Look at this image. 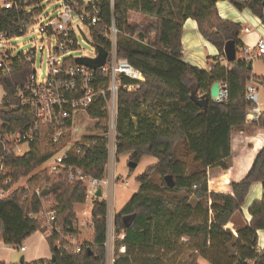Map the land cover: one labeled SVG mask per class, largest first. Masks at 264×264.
Segmentation results:
<instances>
[{
  "label": "trees",
  "instance_id": "obj_1",
  "mask_svg": "<svg viewBox=\"0 0 264 264\" xmlns=\"http://www.w3.org/2000/svg\"><path fill=\"white\" fill-rule=\"evenodd\" d=\"M218 1L114 0L112 5L111 0H101L99 4L101 21L94 32L95 43L111 53L112 42L105 34L114 22L119 30L117 55L128 59L145 77L138 91H119L116 153L131 152L130 161L136 164L146 156L157 159L137 177L139 191L115 214L114 264H164L170 255L187 252L194 261L191 264H197L198 257L210 264H264V250L258 248V231L264 230V195L251 204V221L237 228V234L228 227L234 215L242 213L250 187L254 183L264 187V147L248 174L240 182L230 183V192L221 187L222 183L212 186V172L227 174L233 165L232 137H252L264 131V112L258 120L247 121L254 103L246 96L248 82H264V78L255 76L249 69L253 60L243 57L242 25L223 19ZM222 1L239 11H250L264 25V0ZM135 14L147 19L146 25L134 23ZM13 16L0 7V33L14 27ZM189 19L218 50V56L208 58V70L184 60L182 36ZM227 48L236 54L235 60L227 61ZM31 72L29 66H15L11 75L0 76L4 93L0 105V133L4 137L0 140V164L5 170L0 180L10 178L16 183L29 178L27 188H16L10 196L0 198V241L18 248L37 232L45 234V218L39 216L45 206L56 212L54 225L60 228L47 235L54 260L23 264H107V202L94 199L86 224L92 239L81 242L76 206L86 203L87 188L84 182L69 179V169H80L89 177L104 180L109 160L108 116L101 108L89 111L103 135L77 141L69 151L65 169L54 173L40 170L54 155L48 135L55 122L39 125L23 155L6 148L3 142L8 131H28L35 125L30 111L10 108L17 103L16 87ZM216 82L227 84L228 101L216 104L210 98L206 108L199 106L192 98V87L196 86L198 95L210 94ZM62 125L69 127L72 123L68 120ZM181 144L193 164L177 157ZM156 176L161 184L154 181ZM168 176H172V185L166 181ZM181 194L184 196L178 200ZM122 234L124 238L120 239ZM73 239L79 241L78 254L66 250L73 248L69 244Z\"/></svg>",
  "mask_w": 264,
  "mask_h": 264
},
{
  "label": "built area",
  "instance_id": "obj_2",
  "mask_svg": "<svg viewBox=\"0 0 264 264\" xmlns=\"http://www.w3.org/2000/svg\"><path fill=\"white\" fill-rule=\"evenodd\" d=\"M112 1V5L114 0ZM101 0H0V7L11 12L14 27L7 32L0 33V76L11 75L15 66H29L32 72L25 77L22 84L15 89L16 104L10 108L28 110L33 115L35 125L28 131L9 132L3 141L5 147L13 149L16 154L23 155L19 147L26 144L29 146L34 139L39 125L55 122V126L48 135V143L54 155L52 164L49 166L52 173L65 169L66 160L72 146L81 139L70 143L69 132L73 123L81 114L89 115V111L101 108L106 112L109 119L108 139L115 147L117 141V117L119 91L128 93L138 91L145 82L142 72L133 67L128 59L119 57L116 51V40L119 30L115 23L106 29V38L112 42V51L108 52L106 64L97 70H93L77 62L78 59H97L99 45L95 43L94 32L100 23ZM56 5L53 12H47L48 7ZM32 31L36 35V46L27 51H20L17 42L26 33ZM83 44H92L93 56H82ZM256 52V55L253 53ZM46 53L47 72L37 75L34 67L37 53ZM264 56V39H260L255 50L245 49L243 57L254 59ZM128 80L129 82H126ZM253 79L247 84V99L254 103L247 115V121L252 123L258 120L262 113L259 103V93L252 85ZM228 87L226 83H220V92L213 102L216 104L228 101ZM90 116V115H89ZM71 121L72 125L64 127V121ZM111 133L114 135L111 137ZM4 139L0 133V140ZM69 145L70 148H64ZM29 149V148H28ZM81 152V148L77 150ZM71 181L84 182L88 197L96 198L103 180L89 177L80 169H69ZM5 173L0 164V175ZM118 179H115L117 183ZM8 186V189H6ZM18 183H12L10 178L0 180V198L11 195L13 188ZM27 188V185H20ZM17 187V188H19ZM39 194V192H37ZM93 199V201H94ZM87 215V213H85ZM45 218V234L51 236L59 231L54 225L56 212L48 211L44 206L40 215ZM32 217V216H31ZM87 220L86 224H88ZM116 236L113 237L115 240ZM124 235L120 236L123 239ZM73 248L66 249L78 254L81 251L79 241H69ZM108 242V241H107ZM107 245V244H106ZM107 247V246H106ZM21 252L26 247H13Z\"/></svg>",
  "mask_w": 264,
  "mask_h": 264
},
{
  "label": "rangeland",
  "instance_id": "obj_3",
  "mask_svg": "<svg viewBox=\"0 0 264 264\" xmlns=\"http://www.w3.org/2000/svg\"><path fill=\"white\" fill-rule=\"evenodd\" d=\"M56 5H52L47 8V12H53L54 9L56 8ZM132 21L135 23H138L139 25H146L147 19L140 15H133L132 16ZM198 32V31H197ZM32 31L29 30L28 33H26L22 38H20L17 42H15L16 46H18L20 51H27L28 49H32L36 46V41L34 40L36 35H31ZM199 34V33H198ZM249 34L245 33V36L247 37ZM189 40H193V36L191 34H188ZM92 44H83L82 45V52H80V55L82 56H93V51H92ZM216 51V48L210 45H204L201 41L197 42L196 39L194 40L193 45L191 46L190 49H188V54L185 55L186 59H189V55H193V57L196 59H201L206 63L208 61V57H213V53ZM256 52L253 53V55H256ZM36 62H35V69L37 75H44L47 72V64H46V53L43 54L42 61H41V53H37L36 57ZM253 60V68H254V73L258 75L259 77L264 76V58L262 57H256ZM198 68V67H197ZM200 69V68H199ZM205 70V69H202ZM253 86H255L258 89L259 93V103L263 101L264 99V87L261 86V84L257 83L256 81L252 82ZM3 88L0 85V105L1 101L3 98ZM97 121L93 119L89 115L81 114L77 119H75L73 123V128L69 132V142H75L79 139H82L85 136H101L103 135V132L100 131L96 127ZM114 135V133H111V137ZM108 143V149H109V160L108 164L106 166V177H110V172L111 170L115 169V172L117 174L116 177H118L120 180L115 187V190H111L113 195H115V198H113V206L112 202L110 204V213L113 210V208L121 209L128 201L129 199L139 191L140 189V184L137 182V177L142 175L148 168L152 167L157 159L154 157H144L139 164L136 165L135 168L130 167V159L132 157L131 152H126L120 155H117L116 153V146L114 147L110 139ZM29 146L24 144L21 147H19V150L21 152H26L28 150ZM69 145L65 147V150H68ZM185 146L181 144L177 148V157L179 159L185 160L187 162H191V157L186 158L185 155ZM52 164V160H49L45 165H43L40 170L44 169H49L50 165ZM193 164V163H192ZM215 175L212 173L211 174V180H212V186L215 184L214 182ZM29 178H20L17 183L19 187L20 185H27V181ZM154 181L158 184H161V178L159 176H156L154 178ZM17 187L13 188V191L16 190ZM101 190L105 193H107V187L106 185H103L101 187ZM218 190V189H216ZM184 196V194L179 195V199H181ZM93 199L92 197H88L87 201L85 204H80L79 206H76V213L81 229V236H80V241H87L86 239H89L90 236L92 235L91 231L86 225L87 220L90 219L91 217V211L93 208ZM194 200V199H193ZM52 202V201H50ZM87 213V215H85ZM234 226V225H233ZM234 230L237 231V227H234ZM235 234V233H234ZM47 235L43 233H39V235H36L29 241L28 243H25L24 246H27L29 249V252L27 253H21L18 255H15L13 258V262L10 264H20V259L22 256H25L26 259L28 260V257L32 254H37L39 257H43V255H46V258H41V259H48L50 258V249L48 247V242H47ZM123 254L126 253L125 250H121ZM117 255H116V249H115V243L110 242L107 246V264H113L114 261L116 260ZM111 262V263H110ZM194 262L191 260L190 253H184L182 255H176L172 254L170 255L167 259H165L164 264H191ZM202 262V258L197 259V264H200ZM196 264V263H195ZM203 264V263H201ZM204 264H210L206 261Z\"/></svg>",
  "mask_w": 264,
  "mask_h": 264
},
{
  "label": "crops",
  "instance_id": "obj_4",
  "mask_svg": "<svg viewBox=\"0 0 264 264\" xmlns=\"http://www.w3.org/2000/svg\"><path fill=\"white\" fill-rule=\"evenodd\" d=\"M217 8H218L220 16L223 19L231 20V21L240 23L242 25L243 30L240 35L241 41L243 42L246 49L255 50L258 41L262 38L264 39V25L262 24L260 19L256 17L255 15H253L248 10H244V11L237 10L227 1L219 0L217 3ZM197 31H198L197 23L192 19L187 20L184 25V32L182 36V43H183V48H184V60L187 63L191 64L192 66L198 67L200 69L208 70L209 68L208 61L204 63V61H202V58L195 60L193 55H189V59L185 58V55L188 54V49L191 48L195 39L197 42L201 41L204 45L213 46L212 44H210L208 41H206L202 37L199 31L198 32ZM245 33L249 35L246 37ZM188 34H191L193 36L192 41L189 40ZM216 56H218L217 49L213 53V57H216ZM252 70H253V74L255 76H258L254 73L253 62H252ZM262 77L264 78L263 75ZM253 81L254 82L256 81L257 83L261 84L262 87H264V82L257 81L256 79H253ZM260 104H261L262 112H264V99L262 102H260ZM263 147H264V131H260L258 134L252 137L243 136V135L233 136L232 137V148H233V151L235 152V158L233 161V165L227 174L222 175L217 170L213 171L212 173L215 175L214 183H222L221 187L227 188V190L230 192L231 191L230 183L240 182L248 174L249 170L251 169L254 163V160L258 152ZM116 176L117 174L115 172V169L111 170L110 177H106L105 175V178L103 180L104 183L102 184V186L106 185L108 189L107 193L102 191V197H101L107 202V206H108V214H107L108 242L106 246H108L110 242H113V244L115 243L114 242L115 240L113 239V237L116 236L115 229H114V217H115V214L120 210L114 207L110 213V204L112 202V206H113V198H115V195H113L112 191L115 190V187L117 186L120 180ZM115 179H118L117 183H115ZM263 195H264V187L261 183H254L250 187V190L245 199L244 205L242 206V213L235 214L228 226L235 234H237L236 233L237 231L234 230L235 226L237 228H240L244 226L246 223L251 221V216L249 214V208L254 201L261 200L263 198ZM39 233L40 232H37L36 234H34L25 243H28L29 241H31V239L35 237L36 235H39ZM258 237H259L258 248L260 251H263L264 250V230L258 231ZM91 239H92V235L90 236L89 239H86V240L89 241ZM25 247H26V251L21 252L17 249H13L12 246L6 245L4 242L0 241V262H5L6 264H10L11 262H13V258L15 257V255L29 252L28 247L27 246ZM24 258H25L26 263H31V262L40 260L41 258H46V255H43V257H39V255L35 253V254L30 255V257H28V260L26 259L25 256ZM201 263L203 264L206 263V260L202 259Z\"/></svg>",
  "mask_w": 264,
  "mask_h": 264
},
{
  "label": "water",
  "instance_id": "obj_5",
  "mask_svg": "<svg viewBox=\"0 0 264 264\" xmlns=\"http://www.w3.org/2000/svg\"><path fill=\"white\" fill-rule=\"evenodd\" d=\"M226 57H227V61L230 62L236 59V54L231 53L229 48H227ZM107 58H108V51L103 47H99V56L97 59L81 58L78 59L77 62L81 65H85L89 68H92L93 70H97L98 68L106 64ZM249 69H252V63H249ZM219 92H220V82H216L213 84L210 94L198 95L197 88L196 86H194L192 87V98L199 106L206 108L208 106L209 99L216 98L219 95ZM136 165H137L136 163L133 162L130 163L131 168H135ZM166 181L168 185H172L173 184L172 176L166 177ZM97 197L99 198L102 197V190H99L97 192ZM51 258L52 260H54V256H52ZM23 263H25L24 256H22L20 259V264Z\"/></svg>",
  "mask_w": 264,
  "mask_h": 264
}]
</instances>
